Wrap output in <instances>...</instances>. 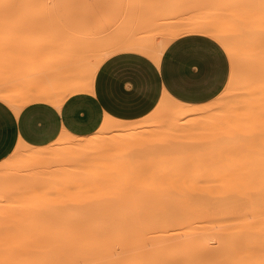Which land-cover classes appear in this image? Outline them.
<instances>
[{"label":"bare ground","instance_id":"obj_1","mask_svg":"<svg viewBox=\"0 0 264 264\" xmlns=\"http://www.w3.org/2000/svg\"><path fill=\"white\" fill-rule=\"evenodd\" d=\"M255 4L253 13L248 7L255 34L236 48L214 25L170 36L203 33L231 55L227 89L215 102L222 104L215 124L221 152L211 161L197 154L174 171L117 167L112 157L146 132L193 128L189 117L214 105L167 93L136 123L106 117L102 127L116 130L113 136L66 133L61 145L19 141L0 163V264L19 254L32 264H264V36L254 30L264 25V0ZM166 42L118 48H140L157 61ZM158 110L166 114L156 120ZM52 222L63 230L44 231Z\"/></svg>","mask_w":264,"mask_h":264},{"label":"crops","instance_id":"obj_2","mask_svg":"<svg viewBox=\"0 0 264 264\" xmlns=\"http://www.w3.org/2000/svg\"><path fill=\"white\" fill-rule=\"evenodd\" d=\"M153 2L159 9L157 17L151 15L150 0H142L133 12L129 6L94 8V44L102 50L107 42L105 46L111 48L94 66L62 58L66 48L60 40L70 38L71 29L63 31L51 22L32 24L33 35L28 39L23 37L28 33L25 27L9 38L0 37V161L19 141L46 145L63 133L91 134L106 117H143L164 93L186 103H203L222 91L230 74L225 49L199 32L170 38L190 25L183 20L190 6L185 12L183 4L177 3L174 26L161 29L163 0ZM31 10L53 14L58 8ZM117 11H123L120 14L128 19L120 25L112 20L110 25L100 26L103 14ZM146 19L157 23L155 38L144 39ZM136 40L143 46L151 41L167 42L157 61L143 49L118 48Z\"/></svg>","mask_w":264,"mask_h":264},{"label":"rangeland","instance_id":"obj_3","mask_svg":"<svg viewBox=\"0 0 264 264\" xmlns=\"http://www.w3.org/2000/svg\"><path fill=\"white\" fill-rule=\"evenodd\" d=\"M256 2L258 4V0H163V11L165 14L162 26L160 25V27L161 29L173 27L175 6L177 3L183 4L182 6L184 11L187 6H190V10L187 12L185 11L189 16L186 13H184L185 16L183 15V20L187 21V23L189 21L190 23L188 26L202 23L214 25L216 28L220 27L219 29H224L225 31H223L228 33L226 34V39L229 38L228 41L234 44L236 48V46L238 47L241 45L240 43L242 41L247 40L248 36L250 38L251 35L254 36L255 34H253L252 30V23L255 20H251V18L253 19V14H251L250 11L252 10L253 13L257 10L256 6L255 10L251 9L254 8ZM141 3L142 0H0V37L3 39L9 38V36H12L14 32L24 31L23 27H25L27 28L28 33L23 35V37L28 39L33 35L30 31L32 24L51 22L54 23L56 28H62L63 31L71 29V37L68 39L64 37L60 40L64 43L63 46L66 48L65 53L62 54V58H71L78 60L80 63H84L87 66H94L98 63L99 59L111 49L109 46H105L107 42L103 44L102 50L94 44V8L97 5L99 8L103 9H109L113 6H129L130 9L128 10L133 12L135 7ZM156 4L157 3H154L153 0H150L149 6L152 7L150 8V12L152 16L154 15V17H157L159 13V9H157L158 7ZM35 7H57L58 10L53 14L32 12L33 10L31 9ZM248 7L250 8V11L248 10ZM125 11H127V9L124 10V13H126ZM248 11L251 14V21L247 15L249 13ZM122 12L123 11H117L114 12V14H103V21L100 22V26L110 25L111 22H113L112 20H115V25L123 23L121 21L125 22L128 17L121 15L120 13ZM256 14L254 15V18L256 17ZM154 19H146L145 21L146 27L148 28L146 34L147 38H144L145 40L155 38L157 23ZM257 20L260 22L259 17ZM247 23H250V25ZM256 28L258 29L254 28L255 32H257L258 35L264 36V25ZM247 30L249 35L245 33ZM28 46H30L28 47L29 49L32 48L31 45ZM54 58L55 57H50L49 59ZM230 60L232 68L231 55ZM227 85L228 82H226L222 91L218 95H216L213 99L206 101L214 103L208 111L197 114L192 118L189 117L192 121H196L193 128H184L170 134L169 132L166 133L164 131H148L145 133L143 139L135 142L131 145V148H125V152L115 156L109 154L107 159L109 160L110 157L114 156L112 159L118 162L119 166L117 167L119 168L123 167L149 172H158L162 171V169L174 171V166H178L176 165L177 163L189 164L193 161V158L197 154L205 155L206 161H211V157L222 150L221 148H218L221 144L219 137L221 128H217V126H215L222 104H217L215 102L221 98L222 93H224L227 89ZM154 108L143 117L134 120H125V122L132 124L145 119L152 114ZM165 114L166 113L163 110H158L154 116L155 119H162ZM189 119L185 118V120ZM116 132V130H109L108 128L102 127L101 124L98 129L92 132V134L97 135L98 138H106L116 135L118 133ZM120 133L121 132H119V134ZM68 136L69 135H66V133H63L46 145H52L55 143L57 145L59 143L58 141H60L58 145H61V143L65 141ZM62 137H65L63 138L64 140H62ZM62 146H65L64 143ZM10 155H12V152L9 153L6 158ZM2 161L3 159L0 163H2ZM164 162H166L165 165ZM186 170H188V167H186ZM163 179L164 176H161L160 181ZM190 182L194 183L192 179L188 183ZM2 203L3 202L0 204ZM56 224L57 222H52L50 228L45 229L44 227V231L48 230L47 232L49 233H55L56 231H59V228L60 231H62L63 229L61 225L60 227H56ZM24 232L31 234L32 231L26 228ZM4 247L8 248L6 246ZM19 255L24 257L22 254ZM19 255L12 264L31 263V260L26 259L28 258L26 256L22 259L25 262L20 261L22 257Z\"/></svg>","mask_w":264,"mask_h":264}]
</instances>
